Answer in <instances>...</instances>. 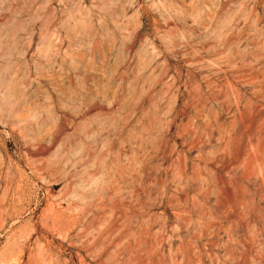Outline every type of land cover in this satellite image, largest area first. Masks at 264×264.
Wrapping results in <instances>:
<instances>
[{
	"label": "rangeland",
	"instance_id": "374dc122",
	"mask_svg": "<svg viewBox=\"0 0 264 264\" xmlns=\"http://www.w3.org/2000/svg\"><path fill=\"white\" fill-rule=\"evenodd\" d=\"M0 264H264V0H0Z\"/></svg>",
	"mask_w": 264,
	"mask_h": 264
},
{
	"label": "bare ground",
	"instance_id": "6f19581e",
	"mask_svg": "<svg viewBox=\"0 0 264 264\" xmlns=\"http://www.w3.org/2000/svg\"><path fill=\"white\" fill-rule=\"evenodd\" d=\"M177 212V211H176ZM158 226V225H157ZM208 248V247H207ZM222 253H223V251H222Z\"/></svg>",
	"mask_w": 264,
	"mask_h": 264
}]
</instances>
